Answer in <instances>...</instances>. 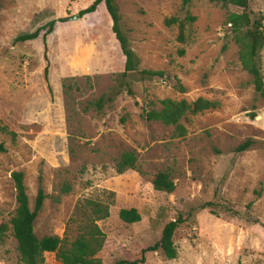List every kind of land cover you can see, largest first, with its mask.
Segmentation results:
<instances>
[{
  "label": "rangeland",
  "instance_id": "rangeland-1",
  "mask_svg": "<svg viewBox=\"0 0 264 264\" xmlns=\"http://www.w3.org/2000/svg\"><path fill=\"white\" fill-rule=\"evenodd\" d=\"M88 1L0 0V264H20L9 223L17 207L12 172L24 174L30 210L41 181L37 239L57 236L68 246L94 220L97 204L108 211L94 222L100 232L134 253L178 214L189 215L173 235L177 257L147 254L144 264H264V99L241 67L242 34L224 26L240 10L213 0L185 8L181 0H115L139 68L164 73L122 79L105 15H76ZM248 2L264 31V0ZM67 15L75 18L46 37L48 89L42 35L48 22ZM187 16L194 21L179 44L177 23L165 21ZM38 29L37 39L14 44ZM259 66L264 79V47ZM198 98L217 107L183 117L182 133L143 117L160 100ZM246 140L250 147L236 153ZM131 151L135 169L117 174L121 155ZM157 173L167 174L171 193L153 190ZM206 202L212 207L198 210ZM130 208L139 223L119 221V211ZM119 257L110 250L102 264ZM42 264H56L55 254L44 253Z\"/></svg>",
  "mask_w": 264,
  "mask_h": 264
},
{
  "label": "trees",
  "instance_id": "trees-1",
  "mask_svg": "<svg viewBox=\"0 0 264 264\" xmlns=\"http://www.w3.org/2000/svg\"><path fill=\"white\" fill-rule=\"evenodd\" d=\"M191 0H181V7L185 8ZM222 5L223 8L233 6L240 10L239 13H228L224 22L225 28L233 34H242L240 43L239 61L241 67L252 78L254 92L264 99V79L259 66V53L264 47V31L261 18H253L249 10L248 0H213ZM100 12L105 15L109 27V39L118 61L117 70L122 79L127 76L135 75L140 79H162L164 73L139 68V63L135 54L130 48L129 41L122 29L121 18L118 6L115 0H89L88 3L77 10V17ZM75 18V16H59L57 19L48 22L46 31L42 35V44L44 47L45 67L43 70V79L49 89L48 84V61L46 57V37L49 35L56 24L65 23ZM194 21L193 17H185L178 21L176 19L166 20L167 26L177 23L178 36L176 38L179 44L186 41V25ZM40 29L32 32L18 35L14 38V44L24 43L37 39L40 35ZM179 55L184 51L179 50ZM175 87L179 92H183L180 83L176 81ZM129 93V91H128ZM102 100L96 102V108L101 109ZM159 110H151L144 114L147 121L160 122L166 126H174L182 133L179 121L186 115L195 116L199 113L213 110L217 107L215 102L198 98L195 101L187 102L185 100L173 101L164 99L158 101ZM252 144L251 140H246L239 145L235 152L241 153L248 149ZM6 149L0 143V153H5ZM137 158L135 152H126L121 155L116 164L115 172L122 174L127 169H135ZM24 174L22 172H12L11 180L14 183L15 201L17 207L13 217L10 219V228L12 236L16 242V249L19 255L20 264H42V255L44 253L55 254L56 264H102V257L110 250L119 252L120 257L114 260L113 264H144L147 254L160 253L167 260H173L177 257V250L173 243L175 231L188 221L189 215L178 214L177 217L167 222L160 233L157 241L152 244L143 245L138 252H131L119 244H115L104 236L97 228L94 222L108 217L106 208L97 204L93 205L94 220L86 227L83 234L76 237L69 245H65L64 240L57 236H45L37 239L33 232L34 221L39 214L45 195L39 187L34 200L33 209L28 206V198L23 183ZM152 188L157 192L171 193L174 190V184L169 180L167 174L157 173L152 181ZM212 207L211 202H206L198 207V210H205ZM250 204L246 205L249 209ZM193 211V210H192ZM118 219L126 225H133L140 222V215L134 208L121 209L118 213ZM251 223L258 224V220L249 218ZM0 228V233L3 231ZM5 229V228H4Z\"/></svg>",
  "mask_w": 264,
  "mask_h": 264
}]
</instances>
